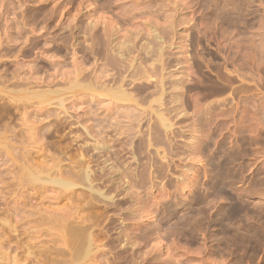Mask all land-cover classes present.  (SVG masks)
Masks as SVG:
<instances>
[{
	"label": "rangeland",
	"instance_id": "rangeland-1",
	"mask_svg": "<svg viewBox=\"0 0 264 264\" xmlns=\"http://www.w3.org/2000/svg\"><path fill=\"white\" fill-rule=\"evenodd\" d=\"M136 1L140 3L139 5L137 3V8L140 7L139 9H141V7L143 8L146 3V6L143 8L144 10L142 9V11H145L148 4L149 6L152 4V7H147V9L149 10L147 12H150V8H152V12V10L155 11L156 8L159 9L161 5L167 4L168 9H170L167 11H170L172 13L173 21H177H175L174 26L176 23L180 22L178 20H180L181 18L183 19V17H185L184 19L187 20L182 22V24H176L172 32L174 36L171 33L172 38L166 37V40L164 38V45L167 44V48L165 47V55L167 56H164V59L167 58L165 60L167 62L171 61L169 63L172 64H169L168 68H165L163 71V73L165 72V76H167L171 72L174 75L183 76V80L186 79V81L184 80V95H182L184 96V98L182 100L184 101V108H186L187 111H185V109L184 111L170 112V105H172L173 103L170 99H168V96L170 94L164 92V95L166 96H164L165 102L163 100V107L161 106L162 108L159 107L158 109H160V112L162 110V113H165L164 115H168V117L166 118H168L169 122L173 125H171L169 131L161 129V132H164V134L162 133V135H165L164 138L168 139V142L165 143L167 147L165 146V144H156L157 146L160 145L162 147H155V144H152L149 147L150 149L148 150L146 149V147L143 148L147 151L146 152L143 151L142 148L138 149L135 145H139V142L144 141L147 138L148 134H150L151 138L153 137L155 139V134L153 133V131L155 132V123L152 122L153 118L154 122L156 121L155 117H153L155 116L154 113H152L151 110L147 107L148 103L140 99L139 107L136 112L140 110L138 114H146V116L144 115V118L142 117V114V119H140L141 121L139 122L140 126L135 125L136 129L139 130L138 132H140V134L138 133L140 137L135 136L134 138H130V136H133L132 134L130 136H126L123 134L124 137L120 135L119 138L122 136L121 139H118L115 142L112 140L108 141V144L112 146L110 147L112 150L109 149L108 151L110 154L107 153L109 154L107 155L106 153H104V156L102 157V159H105V157L107 156L106 158H108V160L106 161L105 165L108 168L112 166L113 168L110 167V169L113 170L116 167H119L116 169L115 173L117 174V177L120 176V180L117 178L118 181H115L113 183H111L108 178L110 171L112 170H108L105 168V170L100 169L105 166L104 163L99 164L98 166L97 162L95 161L96 158L93 157L92 160L91 157L89 158V155L92 153L91 150H89V153L86 150L85 152L83 151L84 153H88L86 154L87 156H83V160H85L84 162H89L88 171H96L95 175H100L99 177L95 176L96 178L93 177V179L97 180L93 181L95 184L92 183V185H96V188L94 189L100 188L99 190L103 192V195L105 197H110V199L103 198L104 200L100 198L102 200V203H99L100 205H98L99 209H101V214L98 216L97 220V223H100V225L97 224L98 231L100 232L99 235L101 234L98 237V242H100L99 244L102 245L100 246L104 250V257L102 260V262L104 263L102 264H159V262L161 261L160 259H149L152 251L155 248L157 249L158 246V249L160 251L157 250L156 252L160 253V255L162 256H160V258H163L162 261L165 262L163 263L161 261L160 264L168 263L166 262V259L164 260V258L168 256L167 253L170 254L171 257L173 256V258L175 257V259H177V263L175 262L176 264H264V118L262 117L264 115V0H218V2H215V0L214 2L213 0H210L212 2H210L209 0ZM163 1H165L166 4H164L165 2ZM89 2H92V5H88ZM129 2V0H0V70L5 69L8 73L6 75V72H4L5 70H3L0 72V74L8 76L13 71L12 69L16 68L18 63L27 65L32 63V60L36 57V59L39 60L37 61V65L39 62V65L41 64V69H43L42 67L44 66H47V69L50 65L49 60L53 58L56 59L65 51L61 49L62 52H58L57 54L53 50V48H56L55 46H53L51 49H45L42 44H36L37 46H34L35 44L33 42L30 43L40 31H43L42 29H39L40 24H37L38 26L36 25V27L34 25L37 34L30 38V42L28 41L24 44L23 41L19 40L15 42L16 44L14 45V42H6V39H4L5 35L3 34L5 33V28H7L10 21L12 20L13 23L19 22L18 20H21L22 18V11L28 12L30 10H34L36 8V5H44V9L46 11L55 12V16L50 22V28L53 25L55 26V24H57L58 22L67 23L69 19L74 18V15H76L74 19H79L78 22H80V17H82V14L90 13L91 18L103 16L104 18H106L105 21L109 20L110 22H113L114 25L118 27V31L120 32L128 26V22H126V20L128 21V19L126 17L130 15H127L129 14V11L127 12V9L129 7H127L126 5H129ZM221 2L223 3V5L225 4V6L228 5L227 9H225L226 7H224L223 5V7L221 6ZM213 3H216V5H213ZM207 4L208 6H206ZM218 5H220V8H218L219 10L217 9V7H219ZM122 10L123 12H125L126 10L127 16L125 14H120L123 13ZM140 13L143 14L144 12H141L140 10ZM122 15L125 17H123ZM138 15L139 14H137L136 17ZM160 15L163 17V11L159 13L157 20L158 22L161 21L160 23L162 24L155 25L158 27L161 26L162 29V25H166L167 22L166 20L164 21L165 18H162ZM122 17L123 19H125V21L122 19ZM120 19H122V21L126 23V26L124 28L122 27L124 22L122 23ZM224 19L226 20L224 21ZM236 19L237 21H239V23L236 21ZM226 22L228 23L225 24ZM235 22L238 24H235ZM241 22L243 24H241ZM120 23L122 25H120ZM31 24L32 25H28L29 28L33 26V23ZM138 24L140 25V22H138ZM244 24L247 25L245 26ZM99 26L103 27L102 23L99 22V25L97 24V27L99 28ZM167 26L169 25L167 24L166 27ZM50 28L47 27V31L43 35H48V32L52 31ZM163 29L165 30V27H163ZM221 29H223L224 31L221 32ZM80 30L81 29L74 32L76 37L82 43L87 41L89 42V39L86 41H82L84 40V38H82L83 36L81 35L82 32ZM164 30H162V36L167 35L164 34L166 33L164 32ZM57 32L58 30L52 31L49 34L54 35ZM183 34L185 35L183 36ZM184 37H187V40ZM168 38L172 40L170 41L168 40ZM20 41L23 43H21ZM169 41L171 42L170 44L172 46L168 44ZM140 42H144L143 39H141ZM184 42L188 43V45H182ZM7 43H9V45L11 43L12 45L8 46ZM172 43L175 45L176 43H178L181 46H185V49L187 48L186 46L189 47L186 50L183 49L184 47L182 48L186 52L185 53L181 48H179L178 51L176 49L178 48V45L173 46ZM74 44H76V39L74 41ZM78 45V48L80 49H86L87 47H89L87 45V47L85 45L84 47L81 43H79ZM80 45H82V48L80 47ZM24 48H26V50L29 49L31 51V54L29 53L30 55H28V53H18L20 49ZM70 50L72 51V49L69 47V54L66 55L67 57L65 56L66 61H70ZM86 50L89 49L87 48ZM41 51L45 52L42 53ZM255 51L256 53H258L256 54ZM81 52L82 50L78 49L77 56H81ZM179 52H182V55L183 53L186 54L185 57L183 58L182 55L179 54ZM48 55L51 56L50 59L46 57ZM180 55L181 60L183 61L181 64H177L175 62H177V56ZM186 56L188 57L186 58ZM185 58L186 60L188 59V61L185 62ZM90 59L91 60L86 62V64L92 63L93 59ZM99 62L100 59L97 63ZM183 62L187 64L185 65ZM188 62H190L191 64H188ZM182 65L185 66L182 67ZM109 66V68L107 67V73L113 69L111 65ZM181 68L183 69V71H186L183 73ZM166 70L168 74L166 73ZM113 72L114 70H112L110 74ZM158 76V73H152L150 76L151 78L149 77L150 80L148 79V81L146 82L142 79L138 81L139 83L136 81V79L131 81L125 80L124 82L128 84L126 85L124 83V87L127 88V92H131L135 96L142 95L143 91H140L142 86L148 84L147 86L149 88H153V81L156 78L158 79ZM132 81H135L136 83ZM165 83L167 84L166 80ZM218 83L223 88L219 86ZM109 84L113 88H115L116 86L111 83V80L109 81ZM139 84H142L141 88L140 86H138ZM150 84H152V86ZM154 84L156 85V80L154 81ZM108 86L109 85L107 84V88ZM133 86H135L136 91H134L135 89ZM167 86L169 85H164L163 89H166ZM230 86L232 87V89ZM112 87H110V89ZM138 87L139 90H137ZM215 87H218V89ZM168 88L166 90H168ZM220 88L222 89V91H218L220 90ZM215 89H217V91H215ZM132 91H134L135 93ZM137 91L138 93L136 94ZM155 92L156 91H154V95H152V93V96L150 95L151 97L148 96V98L150 97L149 99H151L156 97L158 93ZM216 99L219 101H217ZM206 103L208 104V106H205L207 105ZM155 107L156 106H154V108ZM258 108L259 110L257 111L256 109ZM163 109L166 111H164ZM259 111H263L261 112L262 114L258 113ZM166 112H168L170 115ZM260 114L262 115L261 117ZM123 118L124 117H122L121 119L123 122L127 121L126 118ZM257 119L259 120L257 121ZM142 120L144 123L142 122ZM145 120L147 121L145 122ZM126 124L127 122L122 126ZM150 125H153V129H151L152 127ZM145 129L147 131H145ZM141 131L146 135H144ZM129 138L130 142L134 140V144H130V142H127ZM139 138L141 140H139ZM136 139H138L139 141H137ZM70 140L72 139H68L67 141H65L68 142ZM65 141H63V143H65ZM135 142L137 144H135ZM167 143H170V146H168ZM74 145L75 144L73 142L72 147H74L75 149H79L78 147H76V145ZM121 145H123V147ZM139 146L141 147V145ZM198 147L201 151L198 149ZM74 148H70L71 154L68 150L69 152H67V154L69 153L70 155H58V153L56 155H38L35 160L37 162H41L42 165L47 166L52 164L54 160L59 161V159L62 163H68V160H70L69 163H72L71 160L73 156H75V152L73 151H77L74 150ZM123 148L125 150H123ZM119 149L123 151L118 152L120 151ZM132 149L134 150L132 151ZM140 149H142V153L140 152ZM196 150L198 151V153ZM235 151L237 152L235 153ZM192 152H194L196 156L193 155ZM49 153L50 152H48V154ZM84 153H82V155ZM76 154V158H78V151ZM198 157L201 159L200 162H196V159ZM76 158L74 157V159ZM117 158H119L120 163L118 162L119 160H117ZM29 163L31 165L29 167V170H33L36 165L33 161V158L29 157ZM39 171L41 172L43 177H46L45 173H47V170L45 168ZM106 171L107 173H109H105ZM103 172L104 174H102ZM128 172L131 175H129ZM105 174H107L108 176ZM127 175L129 177L131 176L134 180L131 177L129 179ZM117 182H120L118 184L120 186V190L115 189V185L117 184ZM219 186L221 187L220 191H218L219 193H217V195L213 194L215 192L213 189L220 188ZM85 188L87 187H82L78 191H81V189H84L83 191H85ZM130 191L133 192V194L135 193L134 199L128 197V194L131 193ZM229 194H231L230 197L228 196ZM43 195L44 199L42 201V207H48L52 209V206L59 207L64 204V206H66L65 209L70 208L69 210L75 211L80 214L87 212V210L85 212L81 209H78L81 208L82 205H84L83 200H79L78 202L76 199H70L69 201V199L67 198L63 199V201H58V199H56V188L52 187V185L50 184H47L45 186ZM212 197H214L216 200ZM237 199L238 203L235 202L237 201ZM239 200L243 202V204L247 208L246 217H241L240 214L236 212L234 213L235 215L232 214V224L235 227H233V229L228 234H223L221 230L217 229V225L215 223H212L213 219L214 217H216L220 210L222 211L223 208L231 206L233 202H235V204H238L239 206V203L241 204ZM103 201L108 205H105ZM229 203L231 205H229ZM101 204L102 207H100ZM64 206L62 207L64 208ZM105 206L108 207L106 208ZM167 207H169V209ZM141 208H143L146 212L142 213V216L141 212L143 209ZM132 211H134V214L132 213ZM139 214L141 217L139 216ZM0 217H2L1 214ZM99 219H101V222L99 221ZM135 221L139 222L138 227L137 222L135 223ZM147 224L151 229H153L150 238L151 242H147L145 240L144 232L141 229V227L143 228L144 225L146 226ZM44 225L45 227L48 226L47 224ZM99 226L102 230H100ZM239 231L240 233H238ZM128 232L131 235H129ZM220 233H222V235ZM133 235L134 237H136L133 238ZM128 236L132 238V243H130L131 239L128 238ZM137 236H139V238H137ZM2 237L3 236L0 235V238ZM141 237H143L144 240L141 239ZM41 238L45 239L46 236L42 235ZM138 239H141L142 241L140 240V242ZM31 240L33 239L31 238ZM137 240L140 244L137 242ZM225 240L226 243L227 241L230 243L226 244ZM132 244L134 245L132 246ZM135 249H137V252L134 254L133 251ZM1 250L3 251L2 255H7V258L10 262L9 264H12V257L16 254L15 247L5 244ZM20 254L21 252L18 253L17 258H19ZM179 260L180 262H178ZM26 261L27 264H35L33 260ZM48 264H53V262H48Z\"/></svg>",
	"mask_w": 264,
	"mask_h": 264
},
{
	"label": "bare ground",
	"instance_id": "bare-ground-1",
	"mask_svg": "<svg viewBox=\"0 0 264 264\" xmlns=\"http://www.w3.org/2000/svg\"><path fill=\"white\" fill-rule=\"evenodd\" d=\"M28 1H30V0H28ZM129 1H130L129 5H126L127 3L125 5L127 7H129L127 9V12L129 11L128 12L129 14H127V15H130V16L126 15V13H127L126 10H125V12H123V10L125 8L122 10L123 13H120L123 15L125 14L127 16L126 18L128 19V21L126 20V22H128V24H127L128 26L125 27L126 23L124 22L125 19H123V17H125V16L122 15L123 16L122 19L124 21H122V19H120V20L122 21V23L124 22L125 25H124V23H123L124 26L121 23H120V25H122V27L123 28L125 27V28L120 32L118 31V27L116 25H114L113 22H110L109 20L105 21L106 18H104L103 16L97 17V18H91L90 13L89 14H87V13L82 14V17H80L81 18L80 22H78L79 19H77V20L74 19L76 17V15H74V18L69 19L67 23L58 22L57 24H55V26L53 25L50 28V22H51L52 18L55 16V12L46 11L44 9V5H41V4L36 5V8L34 10H30L28 12H23V11L21 12L20 11L22 13L21 20H18L19 22H16V23L15 22L13 23L12 22L13 20H12V21H10L7 28H5V33H3V34L5 35L4 39H6V42H14L13 43V45H14V44H16L15 42L21 40L25 44L28 41L30 42V38L37 34L36 29L34 28V25L36 27L37 24H40L39 29L40 30L42 29L43 31H40L37 34V36H35L30 43L33 42L35 44V45L33 44L34 46H37L36 44H42V46H44L45 49H51L53 46H55L56 48L55 49L53 48V50L57 54H58V52H62V50H65V51L62 55L60 54L61 56L57 57L56 59H54V58L50 59V57H51L50 55L46 56L48 59H50L49 60L50 65L48 66L47 69H46L47 66L46 67L44 66L45 68L42 67L43 69H41V67H40L41 64L39 65V62L37 65V61H39V60H37L36 59L37 57H36L32 60V63H30V64L24 65L22 63H18L16 68L12 69L13 71L11 70L12 72L8 76H6L8 73L6 72L5 69H3V70H5L4 72H6L5 73L6 75L0 74V214L2 215V217H0V233H1L0 235L3 236L2 238H0V255H1L0 264H9L10 263L8 258H7V255H2L3 251L1 249L5 244H8L9 246H14L16 249V254L13 255V257H12V262H13L12 264H27L26 260H33L35 262V264H46V263L48 264V262H53V264H102V263H104V262H102L103 257H104V252H103L104 250L101 248L102 245L99 244L100 242H98V239H99L98 237L101 235V234L99 235L100 232L98 231V227H97L98 216L101 214V209H99L98 205H100L99 203H102L101 199H103V198L110 199V197H105L103 195V192L101 190H99L100 188L94 189V188H96L95 187L96 185L94 186V185H92V183L95 184L93 181L94 180L97 181V180L93 179V177H95V176L99 177L100 175L99 176L95 175L96 171L95 172L92 170L88 171V169H89L88 168L89 167L88 161H91L92 158L94 157V158H96L95 161L97 162L98 166H99V164H103V163L105 165L108 158H106L107 157L106 156L105 159L104 158L102 159V157L104 156V153H106V154L109 153L108 150L111 149L110 147H112L110 144H108V141L112 140L115 142L118 139H121L123 134L126 136L127 135L130 136L132 134L133 136H130V138L131 137L134 138L135 136L140 137V135H138V133L140 134V132H138L139 130L136 129L135 125L140 126L139 125V122L141 121L140 119H142V117L144 118V115L146 116V114H144V113H142L143 116H142V114H138V112L140 110L136 112V110L139 107L140 99H142L146 103H148L147 107H148V109L151 110L152 113H154L155 116H153V117H155L156 122H154V118H153L152 122L155 123L154 124L155 125L154 126L155 132L153 131V133L155 134V139L152 137L154 139L153 140L150 137V134H148L147 138L146 139L144 138L145 142L142 141V142L138 143L139 145H141V147L139 145H135V146H137L138 149L139 148L143 149L144 147H146V149L148 150V149H150L149 147L152 144H155L154 145L155 147H158V146L162 147L160 145L168 142L167 141L168 139L164 138L165 135H162V133L164 134V132H161V131L162 130H168L169 131L172 123H170L169 119L166 118V117H168V115L167 116L164 115L165 113L163 114L162 113L163 111L161 110V112H160V109H158L159 107L160 108L163 107L162 105L164 104L163 100H164V96H165L164 92H167L168 94H170L168 96L169 97L168 99H170L173 103L172 105H170L171 106L169 109L170 112L171 111H175V112L176 111H184L186 109V108H184L185 105H183L184 101L182 100L184 98V96H182V95H184L183 90H184V85H185L184 82L186 81V79H184L185 80L184 81L182 78L183 76H177V75L172 74L171 72L168 74L167 70H166V73L168 74L167 76L164 75L165 72L163 73L164 69L165 68L167 69L169 64L170 65L172 64V63H169V62H171V61H169V59H168L169 62H167L165 60L167 58L164 59V56H167V55H165L166 54L165 53L166 52L165 47L167 48V46H166L167 44L164 45V38H165V40L167 39L166 37L172 38V35L174 36V34L172 33L174 30V27L176 26V24H180V23L182 24V22H184L186 20V19H184L185 17H183V19L181 18L180 20L177 19L180 22L176 23L174 26V23L176 20L173 21L172 13L170 11H167L170 9H168L165 1H163V2H165L164 4H166V5L159 4V5H161L159 7V9L156 8V10L155 11L152 10V12H151L152 8H150V12H147V11H149L147 9V7L149 6L148 2H147L148 6L146 7V9H145L146 12H145V11H142V9L146 6V3H145V6L143 5L144 6L143 8L141 7V9H139L140 7L137 8V3L139 5L140 4L139 2H137L136 0H129ZM8 2H10V1H8ZM210 2H212V1H210ZM213 2H214V0H213ZM215 2H218V0H215ZM9 4H11V3H9ZM208 4L206 6H208ZM214 4L216 5V3H213V5ZM88 5H92V2H89ZM151 5L149 7L153 6V5L152 6ZM159 5H156V6H159ZM222 5H223V3L221 4V6ZM218 6L219 7L216 6L217 9L220 8V5H218ZM223 6L226 7L225 9H227L228 5L225 6V4H224ZM140 10H141V12H144L146 14L140 13ZM161 11H163V17L165 18L164 21L166 20V22H167V23L166 22H164V23H166V25L167 24L169 25V26H167L168 28L166 27V25H162V29H161V26H159V27L156 26L157 24L158 25L162 24V23H160L161 21L160 22L157 21L159 13ZM137 14H139V15L136 17ZM141 15H143L144 17ZM226 19H224V21ZM136 21L140 22V25H142L145 28L140 26L138 24V22H136ZM162 21H163V19H162ZM236 21H237V19H236ZM29 22H30V24H29ZM99 22L102 23L103 27L102 26L101 27L99 26V28L97 27V24L99 25ZM237 22L239 23V21H237ZM31 23H33V26H31L29 28L28 25H32ZM227 23L228 22H226L225 24H227ZM238 23L235 22V24H238ZM241 24H243V23L241 22ZM154 25H155V27H154ZM47 27L50 28L52 31L58 30V32L54 35H50L49 33H51L52 32L51 31V32H48V35H43L47 31ZM122 27H120V28H122ZM163 27H165V30L163 29ZM79 29H81L80 30L82 32L81 35L83 36L82 38H84V40H82V39L81 40L86 41L89 39V42L87 41V42L82 43L79 41V39L74 34V32L76 30H79ZM2 30H3V28H2ZM162 30H164V32H166L164 34H167V35L162 36L161 35ZM226 30H225V32H226ZM223 31L224 30L221 29V32H223ZM171 33H172V35H171ZM184 35L185 34H183V36ZM169 38H168V40L171 41L172 39H169ZM184 38L186 39L187 37H184ZM75 39H76V44H74ZM141 39H143L144 42H140ZM185 39H183V40H185ZM77 40H78V42H77ZM170 41L168 44L171 43ZM23 42H21V43H23ZM79 43H81L83 46L87 43L86 45L89 47H87L86 45L85 46L89 50H86L87 48L83 49L81 47L82 45H80V47L82 49L78 48ZM7 44H8V46L12 45L11 43H10V45H9V43H7ZM185 44L188 45V43H185V42L182 45H185ZM170 45H168V46H170ZM174 45L175 44H173V46ZM176 45H178L177 46L178 48H176L177 50L179 48L182 49L183 47H184L183 49H185V46H181L178 43H176ZM69 47L72 49V51L70 50L71 51L70 52L71 58H70V61L69 60L66 61L65 56L67 54H69L68 53ZM186 47L188 48L189 46H186ZM219 47H220V45H219ZM26 48L20 49L18 51V53L19 52L22 54L28 53V55H30L31 51L29 49L26 50ZM78 49L82 50V52L84 54L81 52V56H77V50ZM44 52H42V53H44ZM181 53L179 52V54H181ZM255 53H256V51H255ZM253 54H254V52H253ZM84 55H88V56H84ZM181 55L177 56L178 57V59H176L177 62H175V61H172V62H175L177 64H181L183 61V60H181ZM183 55H182V57L184 58L186 54L183 53ZM187 55H188V53H187ZM52 56H55V55H52ZM187 57L188 56H186V58ZM90 58H92L93 61L90 64L87 63L88 64L87 65L86 62L91 60ZM186 58L184 60L185 62L188 61V59L186 60ZM99 59H100V62L97 63L99 61ZM49 61H48V63H49ZM189 63L190 62H188V64ZM42 64H43V62H42ZM109 65H111L113 68V69L112 68L111 69L114 70V72L111 74H110V72H112V70L107 73V71H108L107 69L110 67ZM185 65H182V67ZM26 67H27V69H26ZM3 70H0V72ZM182 71H183V69H182ZM185 71H183V73ZM152 73L153 74L158 73V75H159L158 76L159 78L155 79L156 85L154 84L155 80L153 81V88L151 87L152 89L147 86L148 84L147 85L145 84V86H142V84L141 85L139 84L138 86H140V88L142 86V88L140 89V91L141 90L143 91L142 95L135 96L133 93L127 92V90H126L127 88L124 87V85L125 84L127 85L128 83L124 82L125 80L131 81V80L136 79V81L138 82L139 80L143 79V81L147 82ZM110 80H111L112 84L116 85L115 88H113L109 84ZM165 80H166L167 84L169 85L166 87V89L169 87L168 90L163 89V86L167 85L165 83ZM132 82L136 83L135 81H132ZM134 83H132V84H134ZM107 84L109 85L108 88H107ZM150 85L152 86V84H150ZM218 85H219V83H218ZM219 86H221V85H219ZM110 87H112V88L110 89ZM133 87L135 89V86H133ZM218 87H215V88L218 89ZM217 89H215V91H217ZM231 89H232V87H231ZM137 90H139V87ZM134 91H136V89ZM134 91H132V92H134ZM154 91H156L158 93L157 96L149 99L152 95H154ZM218 91H222V89L220 88V90H218ZM137 93H138V91L136 92V94ZM148 96H150V97L148 98ZM220 100H221V98H220ZM217 101H219V100H217ZM164 102H165V100H164ZM209 102H211V101H209ZM207 103H208V101H207ZM188 104H190V103H188ZM152 105H154L156 107L154 108V106H152ZM205 106H208V104ZM195 108H196V106H195ZM256 110L258 111L259 108ZM164 111H166V110H164ZM185 111H187V109ZM263 111H261V112H263ZM261 112L259 111L258 113H261ZM145 113H149V112H145ZM166 113H168V112H166ZM179 113H181V112H179ZM261 114H260V117L262 116ZM121 116L126 118L127 121L124 120L125 122H123L121 120L122 119ZM256 116H258V115H256ZM120 117H121V119H120ZM148 117H149V114H148ZM262 117L264 118V115ZM151 119H152V117H151ZM258 120L259 119H257V121ZM261 120H262V118H261ZM146 121L147 120H145V122ZM126 122H127V124L122 126ZM142 122H143V120H142ZM121 123H122V125H121ZM143 123H141V124H143ZM153 123H151V124H153ZM261 123H263V122H261ZM146 129H145V131H147ZM151 129H153V127ZM140 130H141V127H140ZM149 131H150V129H149ZM254 134H255V132H254ZM120 135H122V136L119 138ZM144 135H146V134H144ZM126 136H125V138H126ZM141 136H143V135H141ZM130 138H129V140L127 139L128 143L130 142ZM68 139H72V140L66 142ZM136 140L139 141L141 139L139 138V140L138 139H136ZM63 141H65V143H63ZM133 141L130 142V144L133 143ZM73 142L76 145V147H78L79 149H75L74 147H72ZM120 144H121V142H120ZM124 144H125V142H124ZM135 144H137V143L135 142ZM156 144H160V145L157 146ZM169 144H168V146H170ZM121 146L123 147V145H121ZM165 146L167 147L166 144H165ZM70 148H74V150H77L78 156H79L78 158H76L77 151H73V152H75V156H73V158L71 160L72 163H69L70 160H68L69 161L68 163L67 162L62 163V162H60V159H59V161L54 160L52 164L47 166V165H42L41 162H37L35 160L38 155H56L57 153H58V155H68L69 153L71 154ZM124 148H123V150H125ZM201 148H203V147H201ZM120 149H121V147H120ZM142 149H140V152L142 151ZM198 149H199V147H198ZM85 150L88 153H89V150H91V152H92L89 155V158L91 157V160H88L87 161L88 163L84 162L85 160H83L84 159L83 156L88 154L87 152L84 153ZM123 150H120L118 152H122ZM133 150L134 149H132V151ZM143 151H146V150L143 149ZM182 151H184V150H182ZM48 152H50V153L48 154ZM67 152H69V153L67 154ZM73 152H72V155H73ZM236 152L237 151H235V153ZM82 153H84V154L82 155ZM197 153H198V151H197ZM109 154H107V155H109ZM192 154L196 156V154L194 152H192ZM118 155H119V153H118ZM29 157L33 158V161L36 164L33 170H29V167L31 166L29 163ZM74 157L76 159H74ZM86 160H87V158H86ZM117 160H119V158H117ZM117 160H115V161H117ZM200 161H201V159L198 157L196 159V162H200ZM96 162H94V163H96ZM118 162L120 163V160ZM110 167H112V166H110ZM110 167L108 168L105 165V166H103V168H100V169L105 168V169L109 170ZM44 168L47 170V173H45L46 175L43 174L46 177H43L41 172L39 171V170H42ZM117 168H119V167H116L113 170L110 169L112 171H110L109 176L107 175L109 172L108 173H107V171L105 172V173H107L105 175L108 176L109 181L111 183L118 181L117 178L118 179L120 178V176L117 177V174L115 173ZM37 171H39V172H37ZM117 172H119V171H117ZM102 174H104V172ZM129 175H131V174L129 173ZM130 177H129V179H130ZM119 183L117 182V184L115 185V189H119V187H120L118 185ZM181 183H183V182H181ZM47 184L48 185L50 184V185H52V187L56 188V191H57L56 199H58V201L59 200L63 201V199H67V198L69 199V201H70V199L71 200L76 199L78 202H79V200L80 201L83 200L84 205H82V207L78 208V209H81L82 211H85V212L87 210V212L80 214V213H77L75 211L69 210L70 208L69 209L66 208V209H68V210H66L65 209L66 206H64V204L62 205V206H64V208L62 206H59V207L52 206V209L48 208V207L47 208L42 207L41 205H42V201L44 199V195H43L44 189H45V186ZM85 186L87 187V188H85L86 189L85 191H83L84 189L83 190L81 189V191H78L80 188L85 187ZM185 187H186V185H185ZM29 189H30V191H29ZM220 189H221V187L213 189L215 191L213 194L217 195V193H219L218 191H220ZM148 190H149V188H148ZM226 191H227V189H226ZM134 195H135V193L133 194V192H131L128 194V197L131 199H134V197H135ZM219 195H221V194H219ZM230 195L231 194H229L228 196L230 197ZM212 198H214V197H212ZM209 199H210V197H209ZM243 201H244V199H243ZM235 202L238 203V199ZM235 202H233L232 205L230 204L231 203L230 202L229 205H231V206H229V207L227 206L226 208H223V210L222 211L220 210L221 212L219 211L218 214L216 213L217 214L216 217L213 216L214 217L213 222L211 221L212 223H215L217 225V227H218L217 229L221 230L223 232V234H228L233 229V227H235L232 224V219H233L232 214L235 215L234 213L236 212V213L240 214L241 217L242 216L246 217V214H247L246 209L247 208L245 207L243 202L240 201L241 204L239 203V206H238V204H235ZM104 203H105V205H108L106 202H104ZM117 206H114V207H117ZM53 207H55V208H53ZM100 207H102V204ZM105 207L107 208L108 206H105ZM109 207H110V205H109ZM143 208H141V209H143ZM167 208L169 209V207H167ZM167 208H165V209H167ZM132 213L134 214V211H132ZM142 213H146L144 211V209L141 212V216H142ZM147 213H148V211H147ZM248 213H250V212H248ZM192 215H193V213H192ZM139 216H140V214H139ZM234 217H236V216H234ZM239 217H238V219H239ZM133 219H134V217H133ZM99 221L101 222V219H99ZM137 221H135V223ZM194 222H195V220H194ZM44 224H47L48 226L45 227ZM138 224H139V222H137V227H138ZM98 225H100V223ZM141 229L144 232L145 240L147 242H151L150 238H151L153 229H151L148 224L146 226L144 225L143 228L141 227ZM100 230H102L101 227H100ZM132 232H134V231H132ZM238 233H240V231ZM128 234H129V232H128ZM140 234H141V232H140ZM220 234L222 235V233H220ZM42 235L46 236V238L42 239L41 238ZM129 235H131V234H129ZM126 237H127V235H126ZM135 237L133 235V238H135ZM216 237H217V235H216ZM250 237H251V235H250ZM31 238L33 240H31ZM128 238H130V237L128 236ZM128 238H127V240H128ZM137 238H139V236H137ZM130 239H131L130 243H132L133 240H132V238H130ZM141 239H143V237H141ZM138 240H137V242H138ZM220 242H221V240H220ZM225 243H226V240H225ZM227 243H230V242L227 241ZM133 245L134 244H132V246ZM158 247H157V249L155 248L156 250L154 249L152 251L151 256L149 258L150 260L160 259L162 261L163 258L162 259L160 258V256H161L160 253L156 252L157 250H159ZM133 249H134V247H133ZM20 252H21V254H20L19 258H17V255ZM133 252L135 254L137 252V249H135ZM163 255H164V253H163ZM167 255H165V256H167L168 258L164 256L165 257L164 260L166 259V262H168L170 264H176L177 263L176 262L177 259H175V257L174 258H173V256L171 257V255L168 253H167ZM210 261H211V259H210ZM160 262H159V264H160ZM162 262L165 263L164 261H162ZM178 262H180V260ZM137 263H139V262H137ZM168 263H166V264H168Z\"/></svg>",
	"mask_w": 264,
	"mask_h": 264
}]
</instances>
